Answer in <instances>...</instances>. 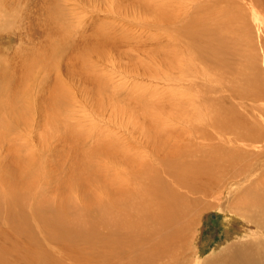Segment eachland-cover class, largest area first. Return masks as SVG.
Returning <instances> with one entry per match:
<instances>
[{"label":"rangeland","instance_id":"rangeland-1","mask_svg":"<svg viewBox=\"0 0 264 264\" xmlns=\"http://www.w3.org/2000/svg\"><path fill=\"white\" fill-rule=\"evenodd\" d=\"M102 1L66 0L67 5H64L71 24L79 30H92L90 37L85 39L84 59L88 67L85 78L75 76L76 72L65 77L64 69L56 70L57 73L54 69L47 80L59 76L57 81L54 79L55 86L49 87V80L47 87L42 89L39 84L44 78L42 67L30 68L26 60L34 62V58L24 57L30 53L31 42L24 41L25 35L22 37L14 28L9 34L0 35V59L11 61L10 68L17 69L12 82L13 94L22 98L29 94L30 100L39 98L40 101L31 110L29 102L24 100L22 109L26 116H19L13 105H5L3 121H0V230H10L9 219L6 221L4 213L10 209L19 212L15 216L23 220L22 212L26 210L27 222L32 229V214L27 205L37 198L43 204H34L47 208V215H54L69 190L78 206L84 203L85 193L94 192L103 197L114 186L109 174L116 175L123 170L116 164V156L111 158L104 151L111 145L113 152L118 147L114 141L119 136L117 142L132 146L130 149L134 150L128 155H134L136 160L141 159L142 153L144 159L149 158L152 149L156 156L151 162V177L165 178L164 184L174 196L192 202L191 211L185 207L187 215L181 218L185 223L195 217L194 230L199 229V239L194 241L197 249L192 250L200 248L198 259L204 258L225 240V226L229 227L230 233L237 231L240 225L242 231L253 228L238 215L232 216L233 222L227 220L231 215L221 207L228 205L247 185L230 184L233 177L231 164L226 163L220 168L216 182L207 181L210 186H205L204 182L216 168L199 172L204 178L196 176L192 183L187 181L201 167L196 163L205 159V151L216 148L225 153L243 151L244 145L239 144L232 130L221 133L211 126L217 107L214 104L227 107L224 114H228L229 119L226 121L238 117L233 130L237 127L241 130L243 126L259 130L256 144H261V148L264 145V93L241 94L237 80L239 70L249 71L248 64L255 65L264 78V0H188L185 12H181L182 0H141L142 4L150 6L140 9L133 7L129 0ZM9 2L12 0H5L11 6ZM147 8L166 15L153 22ZM193 16L199 22L197 31L204 41L212 45L225 41V51L211 46L206 48L207 51H201L200 56L195 54V48L185 37V29L189 24L191 26ZM106 30L111 33L104 34ZM98 31L103 33L95 37ZM220 51L223 64L212 65L210 53L216 59ZM175 58L167 68L166 60ZM54 87L56 94L66 95L69 106L66 123L74 132L72 140L64 139L62 132H54L55 127L45 129L52 121L45 113L53 107L52 103L49 105L51 98L48 96ZM17 104L15 100L14 105ZM40 106L44 111L38 109ZM203 121L209 125L203 126ZM155 140L159 144L157 149L153 145ZM252 149L260 150L254 146ZM214 154L219 159L222 157L221 152ZM251 158L252 155L242 156L234 163L243 167V163ZM23 170L26 171L24 174ZM175 175L187 181L180 185L174 180ZM28 176L35 177L34 184L31 182L34 187L31 185L32 190L30 188L22 207L15 204L19 196L12 190L26 193L29 188L22 189L21 186L29 181ZM150 182L151 179L141 180L145 187L147 184L150 188L156 187ZM70 185L73 187L69 189ZM219 194L220 204L217 205ZM238 204L241 207L242 200L229 203L230 206ZM112 262L117 263L115 259Z\"/></svg>","mask_w":264,"mask_h":264},{"label":"bare ground","instance_id":"bare-ground-1","mask_svg":"<svg viewBox=\"0 0 264 264\" xmlns=\"http://www.w3.org/2000/svg\"><path fill=\"white\" fill-rule=\"evenodd\" d=\"M129 1L137 9L150 6L142 4L141 0ZM187 1L182 0L181 12L187 10ZM104 2L103 0L102 3ZM10 5H7L5 0H0V35L8 33L11 28H14L22 37L25 35L24 41L27 39L26 41L31 42L32 45L28 49L30 53L25 54L24 57L34 58V62L29 59L26 60L30 68L34 69L38 65L42 67L44 78L39 81L42 89L43 86L47 87L46 82L49 80L51 82L49 87L52 84V87L55 86L54 79L57 81L59 76L47 80V76L54 69L56 73V70L64 69L65 77H71L74 75L73 72H76L75 76L85 78L88 68L84 59L85 39L87 36L90 37L92 30H79L71 24V19L68 16L70 14H66L68 11H64V5H67L66 0H12ZM113 8L116 9L115 6ZM146 11L150 12L149 15L153 22H158V19H163V16L166 15L154 9L147 8ZM193 18L191 26L189 24L185 29V37L195 48L197 56H200L201 51H207L206 48L211 46L223 51L227 49L225 41L219 42L220 45L205 42L197 31L199 22L194 16ZM138 20L140 22V19ZM224 23L228 27L227 22ZM83 27H85V23H83ZM93 27L94 25L91 28ZM102 33L103 31L96 32L95 37ZM105 33L111 32L106 30ZM20 40L22 39L20 38ZM2 41L6 42L5 40ZM101 54L104 53L101 51ZM209 56L212 65L223 64L222 51L218 53L219 58L215 59L212 53ZM176 59L166 60L167 68ZM40 61L42 62L38 63ZM10 67L11 61L0 59V121H3L2 115L5 105H13L19 116H26L25 109H22L24 100L29 102L31 110L32 107L38 106L40 102L37 97L36 100H30L31 96L29 94L25 98L15 97L12 82L17 69ZM8 68L11 69V72ZM247 68L249 71L239 70L237 78L239 86H241L239 92L245 95L264 93V78L261 76V72L257 71L255 65L248 64ZM55 88H53V92L51 88V90L47 88L49 99H55L52 102L50 100L49 105L52 103L51 106L53 107L45 113L47 118L49 116L48 120H52L45 129L50 130L55 127L54 132H62L64 139L72 140L74 132L70 130L66 123L67 110L69 109L67 98L65 94L64 96L58 92L56 94ZM15 100L18 102L17 105H14ZM214 105L217 107L214 108L215 116L211 120V126L221 133L231 132L232 130L231 133L239 139V144L244 145L243 151L238 154L237 152L225 153L217 148L205 151L207 153L205 159L196 163L201 167L199 166L194 174L190 176L189 181L179 175H175L174 180H178L180 185L184 181L192 183L196 176L203 177L199 172L216 168L215 171H211L208 178L205 177L204 185L210 186L207 181L216 182L217 174H221L220 168L226 163L231 164L233 177H231L230 184L237 182V184L246 183L247 185L231 201L229 200V203L234 200L235 202L242 200L241 207H239L240 204L230 206L229 203V206L221 207L229 211L227 215H231L227 220L233 222L234 217L232 216L238 215L240 219H245V222L253 227L252 229L242 231L240 225L237 231L234 230L230 233L231 230L227 229L229 227L225 226V240L220 245L218 244L217 250L212 251L204 258L198 259L200 248L196 251L197 244L194 246V241L197 242L199 239V229L194 230L195 217L190 221L186 220L185 223L182 222L181 218L187 215L185 207L188 212L191 211L192 202L182 199L181 196H174L172 191L164 184L166 183L165 178L151 177L149 174L152 172L153 167L151 162L156 156L152 149L149 158L144 159L142 153L141 159L136 160L134 155H128L131 150H134L130 149L132 146L128 147L123 142L119 144L117 140L120 137L118 136L114 141L118 147L111 152L113 146L110 145L104 151L111 158L116 156V164L118 167H122L123 170H119L120 173L116 175L109 174L114 186L106 191L103 197L101 194H93V191L91 194L86 191L89 194L85 193L84 203L78 206L69 190L61 202L60 199L58 200L60 202L57 205L59 209L55 210L54 215H47V208L34 204V202H38L39 205L43 204L37 198L33 203L29 202V205H27L30 214H32V229L29 228L31 225L27 222L26 210L22 212L25 220L22 217V219H18L15 214L20 213L12 209L4 212L6 221L9 219L10 230H0V264H264V145L261 148V144H256L259 130H255L252 126H243L241 130L237 127L233 130V125H237L238 117L226 121L229 119L228 114H224L227 107H223V104ZM38 109L41 112L44 111L42 110L43 106L38 107ZM45 118L44 121L47 120ZM202 124L206 127L209 125L205 121ZM262 128L264 129V126ZM153 142L154 148L157 149L158 140ZM252 146L254 148L258 147L260 150L255 151ZM144 150L142 149V151ZM220 152L222 157L219 159L218 156L215 157L214 153ZM147 153L149 152L147 151ZM250 155H252V158L245 164L243 163V167L235 165L234 162L237 158ZM130 157L134 159H130ZM203 168L204 170H202ZM25 172L23 170V174ZM28 178L29 181L23 182L21 186L22 189L29 188L26 193L20 194L21 191L12 190L13 194L17 193L15 196H19L16 198L18 201L15 204H21L22 207L23 200L31 192L30 188L35 180V177L28 176ZM147 179H151L150 183L156 185V187L150 188V184H147V187L142 185L141 180L146 181ZM15 185H17L16 182ZM38 186L40 187V185ZM71 187L73 186L70 185L69 189ZM219 196L220 194L216 198L217 205L220 204ZM0 210L2 211V208ZM1 211L0 214H2ZM174 225L176 226L172 228ZM225 243H227L226 246L221 248ZM192 248L196 249L192 250ZM56 253L58 256L55 255ZM114 259L117 263L112 262Z\"/></svg>","mask_w":264,"mask_h":264}]
</instances>
